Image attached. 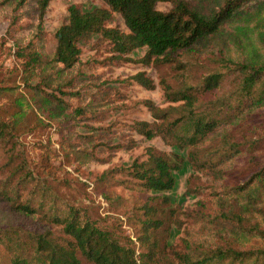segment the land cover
<instances>
[{"label":"rangeland","instance_id":"1","mask_svg":"<svg viewBox=\"0 0 264 264\" xmlns=\"http://www.w3.org/2000/svg\"><path fill=\"white\" fill-rule=\"evenodd\" d=\"M70 5L83 12L104 6L101 0H52L44 19L49 51L55 46V31L67 22ZM156 8L166 12L170 6L158 4ZM2 12L0 118L8 126L15 123L19 131L0 141V190L11 191L14 205L27 202L39 212L33 218L19 215L0 197V264H9L18 255L17 243L34 244L37 235L45 234L57 242L66 239L62 227L50 217L73 210L82 222L141 252L138 216L145 205H151L158 219L170 225L168 236L160 242V264H177L176 254L184 252L185 243L198 244L206 236V219L197 221L195 214H213L216 192L241 185L264 167V110L248 114L230 134L239 155L224 169L222 180L212 172L194 169L188 161L189 148L178 149L168 137L147 140L133 125L160 123L146 103L169 113L171 120L182 114V104L170 103L164 96L161 81L175 90L198 88L212 74L221 75V84L200 95L195 114H225L223 104L235 105L240 98L243 75L229 62L241 61L238 52L233 48L225 51L219 45L207 50L197 46L188 52L169 53L160 63L146 66L139 63L146 52L141 48L127 55L131 62L116 63L108 43L92 35L78 44L79 63L65 73L59 82L60 92L54 93L67 107V118L60 120L42 115L33 91L23 87L22 62L14 55V41L27 35L18 27L7 33L9 17ZM110 27L127 32L117 15ZM139 73L152 80V90L133 80ZM216 144L221 142L216 140L211 149L205 145L197 151L201 162L205 154L217 152ZM147 148L164 153L170 164L179 165V170L172 172V191H145L131 175L132 163L143 161Z\"/></svg>","mask_w":264,"mask_h":264},{"label":"trees","instance_id":"2","mask_svg":"<svg viewBox=\"0 0 264 264\" xmlns=\"http://www.w3.org/2000/svg\"><path fill=\"white\" fill-rule=\"evenodd\" d=\"M51 1L0 2V14L4 11L9 17L7 33L18 27L27 35L14 41V55L22 62L23 87L33 91L38 110L48 117L67 118L66 105L54 93L60 92L59 82L65 73L79 63L78 44L92 35L108 43L116 63L131 62L127 55L141 48L146 52L139 63L146 66L160 63L169 53L188 52L197 46L207 50L219 45L225 51L233 48L238 52L241 61L229 62L243 75L240 98L236 106L223 104L225 114H195L200 95L221 84V75L212 74L198 88L175 90L161 81L164 96L170 103H181L182 114L171 120L169 113L146 103L151 116L160 123L133 125V130L147 140L168 137L178 149L189 148L188 161L194 169L212 172L222 180L224 169L239 155L230 134L248 114L264 110V0H101L103 7L86 12L70 5L67 22L55 31V46L49 51L44 19ZM158 4L170 8L158 11ZM113 15L123 20L127 32L110 27ZM133 80L146 90L154 88L144 73L136 74ZM31 82L35 86H29ZM231 111L234 116L225 118ZM2 121L0 118V141L19 131L15 123L8 126ZM216 140L221 142L215 145L217 152L205 154L201 162L197 151L205 145L211 149ZM173 170H179V165L170 164L164 153L147 148L145 159L132 163L131 175L145 191L163 193L174 188ZM9 192L0 190V197L14 212L27 218L38 214L39 208L27 202L14 205L15 196ZM214 199L213 214L208 211L206 216L200 211L194 217L200 222L206 219V236L198 244L185 243L184 252L176 254L177 264H264V167L241 185L216 192ZM140 211L141 252L82 222L73 210L65 216L50 217L62 227L66 239L57 242L43 234L34 237V244L17 243L18 255L9 264H160V242L168 236L170 225L158 219L151 205Z\"/></svg>","mask_w":264,"mask_h":264}]
</instances>
